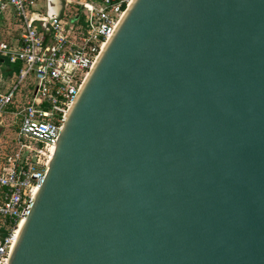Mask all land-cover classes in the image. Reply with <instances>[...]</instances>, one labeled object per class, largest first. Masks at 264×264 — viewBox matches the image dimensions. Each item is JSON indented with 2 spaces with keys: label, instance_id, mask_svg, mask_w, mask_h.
Masks as SVG:
<instances>
[{
  "label": "water",
  "instance_id": "95a60500",
  "mask_svg": "<svg viewBox=\"0 0 264 264\" xmlns=\"http://www.w3.org/2000/svg\"><path fill=\"white\" fill-rule=\"evenodd\" d=\"M7 264H264V0L131 1Z\"/></svg>",
  "mask_w": 264,
  "mask_h": 264
},
{
  "label": "built area",
  "instance_id": "2783aa9c",
  "mask_svg": "<svg viewBox=\"0 0 264 264\" xmlns=\"http://www.w3.org/2000/svg\"><path fill=\"white\" fill-rule=\"evenodd\" d=\"M39 1L0 0V15L11 10L19 26L15 44L0 41V57L21 65L0 91V264H7L66 113L132 0H59L58 10L43 0V11ZM31 78L32 88L23 87Z\"/></svg>",
  "mask_w": 264,
  "mask_h": 264
},
{
  "label": "crops",
  "instance_id": "0c3cea01",
  "mask_svg": "<svg viewBox=\"0 0 264 264\" xmlns=\"http://www.w3.org/2000/svg\"><path fill=\"white\" fill-rule=\"evenodd\" d=\"M53 3L55 4L54 8L58 10V8L60 7L59 0H53ZM18 36L19 26L12 11L9 10L3 15H0V41L15 44ZM10 70V67L6 65V63H4V59L2 58L0 64V91L2 92H5L10 88L12 82L15 80L16 74L18 73V71L11 72Z\"/></svg>",
  "mask_w": 264,
  "mask_h": 264
},
{
  "label": "rangeland",
  "instance_id": "374dc122",
  "mask_svg": "<svg viewBox=\"0 0 264 264\" xmlns=\"http://www.w3.org/2000/svg\"><path fill=\"white\" fill-rule=\"evenodd\" d=\"M38 5H39V8L40 9H42V11H43V6H44V1L43 0H40L39 1V3H38ZM29 84H30V89L32 88L31 86L34 84V80H33V78H31V80H26V82L24 83V85H23V87L24 86H26L27 88H28V86H29ZM26 99L24 98V101H25ZM7 123H10V124H13V122H14V118L13 117H11V116H7ZM15 129H18V127H19V125H20V120H16V123H15ZM10 131H11V129H10Z\"/></svg>",
  "mask_w": 264,
  "mask_h": 264
},
{
  "label": "trees",
  "instance_id": "16d2710c",
  "mask_svg": "<svg viewBox=\"0 0 264 264\" xmlns=\"http://www.w3.org/2000/svg\"><path fill=\"white\" fill-rule=\"evenodd\" d=\"M1 57H0V64H1ZM4 63H6V65H8L9 67H10V71L11 72H13V71H19V69H20V65L19 64H16V65H12V64H9V62L6 60V59H4Z\"/></svg>",
  "mask_w": 264,
  "mask_h": 264
}]
</instances>
